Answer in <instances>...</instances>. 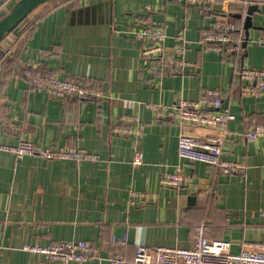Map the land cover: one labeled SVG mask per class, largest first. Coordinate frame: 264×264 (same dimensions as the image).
<instances>
[{
    "label": "crops",
    "instance_id": "obj_1",
    "mask_svg": "<svg viewBox=\"0 0 264 264\" xmlns=\"http://www.w3.org/2000/svg\"><path fill=\"white\" fill-rule=\"evenodd\" d=\"M17 1L0 0V18ZM253 4L258 9L244 46L245 18ZM219 19H228L242 36L239 53L220 54L207 43L211 31L218 33L213 24ZM148 20L163 24L168 45L183 40V57L196 68L170 64L159 74L149 72L135 34ZM262 38L264 0L204 6L184 0H50L36 7L19 33L0 40V142L25 137L43 146L81 147L98 158L19 160L0 150V264H110L107 259L51 261L23 246L80 239L95 242L103 255L119 251L133 257L138 245L192 246L202 222L209 239L229 240L234 252L246 246L264 250V134L254 140L245 136L254 122L264 124V93L245 95L246 81L235 73L240 65L264 67ZM30 64L42 73L81 76L103 95L51 98L24 77ZM204 88L219 89L236 115L223 157L244 169L226 174L203 162H185L186 194L161 181L179 162L183 128L158 118L145 103L195 99ZM121 126L131 131L115 133ZM138 151L142 163L134 164ZM132 190L148 192L150 199L133 205ZM124 235L123 244L111 240Z\"/></svg>",
    "mask_w": 264,
    "mask_h": 264
},
{
    "label": "built area",
    "instance_id": "obj_2",
    "mask_svg": "<svg viewBox=\"0 0 264 264\" xmlns=\"http://www.w3.org/2000/svg\"><path fill=\"white\" fill-rule=\"evenodd\" d=\"M188 4L200 6L221 0H184ZM214 31L206 39L213 44L216 51L239 53L242 49V36L234 33V25L228 19L216 20ZM141 42V58L149 72L161 73L167 66L182 67L197 63L185 60L183 57L186 44L177 39L172 45L165 41L166 34L163 24L157 20H148L146 25L135 32ZM264 44V38L260 40ZM26 78L38 92H44L51 98L68 100L69 98L102 96V90L87 83L81 76L61 77L58 74L42 73L32 64L24 70ZM235 73L246 81L242 88L245 95L260 96L264 93V67H237ZM145 106L153 110L158 118H171L182 126L178 136V158L175 169L162 177L163 184L173 188H186L190 178L184 173L185 162H203L213 166L222 173L232 174L244 169L241 162L223 157L224 144L229 136V123L236 115L225 105L224 94L215 88H204L195 98H180L173 104L146 102ZM126 120L136 121L135 116H127ZM139 128L138 133L142 130ZM184 128L204 130L188 132ZM131 131L126 126L115 127V133ZM264 134V124L254 122L246 131L245 136L254 140ZM0 150L13 153L19 160L27 155H39L46 159L96 160L98 155L81 147L60 145L43 146L25 137L15 143L0 142ZM134 164L142 163V153L138 151L133 158ZM150 199L148 192L130 193V203L143 204ZM208 224L202 222L190 247L164 245H138L133 257H126L119 251H112L107 256L101 253V248L95 242L80 239L62 240L42 243H26L23 249L33 255H41L47 260L64 263H82L92 260L107 259L110 264H264V250L246 246L238 252L231 250L229 240H211L207 237ZM112 242L123 244L126 235L113 236Z\"/></svg>",
    "mask_w": 264,
    "mask_h": 264
},
{
    "label": "water",
    "instance_id": "obj_3",
    "mask_svg": "<svg viewBox=\"0 0 264 264\" xmlns=\"http://www.w3.org/2000/svg\"><path fill=\"white\" fill-rule=\"evenodd\" d=\"M50 1V0H18L11 10L0 18V40L7 32L19 33L20 29L24 28L30 22V13L39 5ZM258 9V5L253 4L248 6L246 15V38L243 45H246L248 38V29L252 26V13ZM233 15L241 16L240 13ZM183 193L188 194V187L181 189ZM190 200H194L193 195H189Z\"/></svg>",
    "mask_w": 264,
    "mask_h": 264
},
{
    "label": "trees",
    "instance_id": "obj_4",
    "mask_svg": "<svg viewBox=\"0 0 264 264\" xmlns=\"http://www.w3.org/2000/svg\"><path fill=\"white\" fill-rule=\"evenodd\" d=\"M234 32H236V28L234 29ZM8 33V32H7ZM240 64H242V62L240 63ZM241 66V65H240ZM28 66H26V68H27ZM25 68V69H26ZM45 73V72H44ZM49 74V73H48ZM24 77L26 78V75H25V73H24ZM79 98H89V97H79ZM91 98V97H90Z\"/></svg>",
    "mask_w": 264,
    "mask_h": 264
}]
</instances>
